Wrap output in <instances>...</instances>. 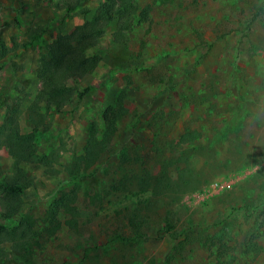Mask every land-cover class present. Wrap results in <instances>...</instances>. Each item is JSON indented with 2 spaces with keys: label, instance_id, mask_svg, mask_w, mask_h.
<instances>
[{
  "label": "rangeland",
  "instance_id": "rangeland-1",
  "mask_svg": "<svg viewBox=\"0 0 264 264\" xmlns=\"http://www.w3.org/2000/svg\"><path fill=\"white\" fill-rule=\"evenodd\" d=\"M130 1L133 28L109 23L89 51L100 66L69 81L75 97L55 113L38 69L57 37L93 20L105 0H88L74 18L60 0H0V127L13 116L24 134L40 123L35 147L47 166L23 165L19 214L37 220L42 248L9 264H167L171 255L170 264H264V0ZM120 104L108 151L87 169L88 141L103 138ZM13 165L2 149L0 179ZM224 175L232 187L203 198ZM59 188L77 189L81 219L53 235L44 219ZM134 213L149 220L140 240Z\"/></svg>",
  "mask_w": 264,
  "mask_h": 264
},
{
  "label": "trees",
  "instance_id": "trees-1",
  "mask_svg": "<svg viewBox=\"0 0 264 264\" xmlns=\"http://www.w3.org/2000/svg\"><path fill=\"white\" fill-rule=\"evenodd\" d=\"M88 0H60L59 8L67 12V17L74 18L81 14L87 15L79 9ZM172 0H160L161 3H168ZM137 6L130 0H105L99 14L91 21L77 26L70 34H61L49 47V59L43 63L37 72V76L46 90L45 96L47 105L55 113H61L71 100L75 97L74 89L68 84L72 79H83L91 75L101 64L102 57L90 55L89 51L98 47L105 29L113 19H118L125 29L133 28L137 16ZM124 34L119 32L116 37L117 43H124ZM43 100V98H42ZM39 104V103H38ZM0 105H4L0 101ZM118 115L114 111L111 115L106 114L105 120L108 124L101 140L92 137L87 144L83 156V162L87 169L94 166L100 158L108 151L107 145L116 131V120L122 115L123 109L120 104ZM111 112V111H110ZM40 123L36 124L34 131L24 134L21 132L20 123L16 116L11 117L10 128L5 130L0 127V150L7 148L14 160V172L10 177L0 179V199L4 205V216L6 223H0V264H9L13 254L15 259L27 263L32 260V255L42 248V241L38 239L37 220L28 216L19 217L23 194L29 187L30 177L23 165L40 163L44 165V158L36 151V138L39 136ZM194 133H188L181 137V143L188 139H194ZM165 177V176H164ZM163 178V177H162ZM123 185V183H121ZM115 186L114 189L120 187ZM59 188L58 199L55 200L52 208L45 216L49 223V232L56 234L63 226L73 230L79 229L81 213L77 202V189L63 191ZM92 204L99 203L100 196L94 195L90 198ZM18 216V219H16ZM146 214L134 213L129 219V226L134 230L136 239L140 240L147 234L142 233V227L149 225ZM167 231H171V224L168 223ZM5 245H9L6 249ZM175 259V255L166 258L167 264ZM16 264V263H15ZM148 264H158L156 259H151Z\"/></svg>",
  "mask_w": 264,
  "mask_h": 264
},
{
  "label": "built area",
  "instance_id": "built-area-1",
  "mask_svg": "<svg viewBox=\"0 0 264 264\" xmlns=\"http://www.w3.org/2000/svg\"><path fill=\"white\" fill-rule=\"evenodd\" d=\"M223 178H216L210 184H208L204 190L200 193L203 198L214 197L223 194L229 190L233 185V179L231 176L224 175Z\"/></svg>",
  "mask_w": 264,
  "mask_h": 264
},
{
  "label": "crops",
  "instance_id": "crops-1",
  "mask_svg": "<svg viewBox=\"0 0 264 264\" xmlns=\"http://www.w3.org/2000/svg\"><path fill=\"white\" fill-rule=\"evenodd\" d=\"M22 1H24L27 5H33L34 4V0H22ZM4 149V148H3ZM7 149V148H6ZM2 150V149H1ZM0 150V151H1ZM27 171V170H26ZM1 200V199H0ZM1 204H2V207H3V211H1V212H4L5 211V208H4V205H3V203H2V201H1ZM0 212V213H1Z\"/></svg>",
  "mask_w": 264,
  "mask_h": 264
}]
</instances>
